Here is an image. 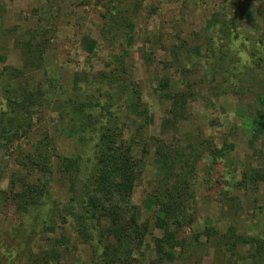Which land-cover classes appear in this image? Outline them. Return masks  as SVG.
<instances>
[{
    "label": "rangeland",
    "instance_id": "obj_1",
    "mask_svg": "<svg viewBox=\"0 0 264 264\" xmlns=\"http://www.w3.org/2000/svg\"><path fill=\"white\" fill-rule=\"evenodd\" d=\"M107 95L136 177L119 218L83 227L58 167L88 174L101 123H73ZM1 120L18 134L0 146V264H103L104 248L113 264H264V0H0ZM38 145L52 174L32 166ZM174 186L192 222L158 253ZM231 225L259 252L223 245Z\"/></svg>",
    "mask_w": 264,
    "mask_h": 264
},
{
    "label": "trees",
    "instance_id": "obj_2",
    "mask_svg": "<svg viewBox=\"0 0 264 264\" xmlns=\"http://www.w3.org/2000/svg\"><path fill=\"white\" fill-rule=\"evenodd\" d=\"M30 44H28V47H26V49L28 48V51L26 52L28 58L33 57V53L29 48V46H31ZM256 53H259V51L256 50L253 55L255 56ZM256 59L261 60L260 56H258ZM27 62L28 60L26 63ZM109 82H111V80H109ZM237 85L238 84H235L234 86L237 87ZM26 93H28L27 90H25L24 94ZM24 96H26L25 99L27 101L29 99L28 97H31V94L29 93ZM111 97V95H107L103 101L97 98L95 102L96 107L91 110L85 109V118H82L80 115L79 119L73 123V126H75L77 130L79 128L85 129L86 127L88 128L91 126L93 119H95L96 124L101 123L95 137L88 133L90 136L89 139H87V142H89L87 145L92 150L91 156L88 159H93V163L88 167V174L80 179L78 176L81 171L79 159L73 157H60L61 161L58 171L63 175V177L66 176V178L69 180V189L73 194V198L70 199L72 201H81L86 207V216H82V214H80V216H82L81 224H84L82 225L83 227L88 226V221L90 219L93 220L92 217L94 213H99L100 215L104 214L111 221H113V219L116 220L119 218L120 209L118 205H123V203L128 202L130 199L132 184L136 177L134 172L136 163L131 158V151L129 147H123V144L121 143L116 144L118 132L115 130V120L119 115H117V112L113 110L114 104ZM172 97L173 99H177L176 95H173ZM9 98L10 97L8 96V106L12 108L13 105L17 106V102H13ZM180 98L181 96H179L178 100ZM86 104L87 103L85 102H81L80 106L77 108V111L82 113ZM10 120H7L6 123H10ZM0 122V146L7 147V145L12 140H14V137L17 136L18 130L11 127V125L8 127V124H5L4 120H1ZM6 126L8 128H6ZM84 132H87V129ZM46 142L47 141L45 140L44 143ZM35 150L37 153L35 154V159L33 158L34 160L32 161V166L36 167L35 169L39 171L50 172V174H52L53 170L51 163L50 168L47 163L49 155L43 154L41 145L35 147ZM169 165L172 169V164ZM167 167L169 169V166ZM77 179L81 182V184L79 183L80 185L78 184L79 188H77L75 184ZM165 180L169 181L166 178ZM41 186L24 184V192L19 193V196L25 198L31 204L37 205L42 202L40 199L44 193L42 192ZM176 188L177 186L173 187L174 192L172 193L174 195V199H172V203H168V208H166L162 235L155 239V245L158 253H164L166 247H172L175 243H177L175 240L176 230L181 228L184 224L192 222V218L187 214V208L185 206V197L192 195H190L189 192L183 195L179 194ZM115 195H117V199H114ZM75 196L77 197L75 198ZM86 198L89 199V202H86ZM106 201H108V204L105 203ZM90 230V228H88V230L84 228L83 232H87L85 234L89 236L88 234L90 233ZM206 231L209 236L215 232L213 227H207ZM229 237H233L235 241L231 242L233 245L240 241L245 244H253L256 252H259V249L261 248L256 238L238 233L233 225L229 226L226 233H222L220 235L219 240L222 241L223 245H226V239ZM100 256L104 258L103 264H113V262L109 263V260L107 259L112 257L111 251L109 249L104 248ZM162 260L163 258L161 261Z\"/></svg>",
    "mask_w": 264,
    "mask_h": 264
}]
</instances>
